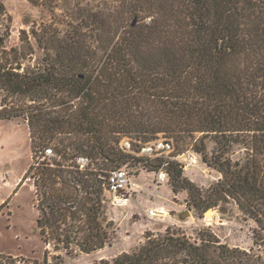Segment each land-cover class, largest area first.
<instances>
[{
  "label": "trees",
  "instance_id": "16d2710c",
  "mask_svg": "<svg viewBox=\"0 0 264 264\" xmlns=\"http://www.w3.org/2000/svg\"><path fill=\"white\" fill-rule=\"evenodd\" d=\"M43 1L54 9L59 2ZM73 1L63 36L32 30L44 55L27 68L18 50H5L11 31L0 2V121L27 124L34 160L53 144L59 157L33 162L23 179L35 185L43 241L84 254L105 249L114 225L106 178L128 164L164 167L199 218L235 204L264 236V0H101L98 10ZM160 137L175 148L199 142L193 152L221 178L204 190L179 162L136 155ZM124 138L133 152L121 148ZM79 156L95 167L80 171ZM145 239L96 264H264L261 253L231 248L211 227L194 239L171 227Z\"/></svg>",
  "mask_w": 264,
  "mask_h": 264
},
{
  "label": "rangeland",
  "instance_id": "374dc122",
  "mask_svg": "<svg viewBox=\"0 0 264 264\" xmlns=\"http://www.w3.org/2000/svg\"><path fill=\"white\" fill-rule=\"evenodd\" d=\"M0 2L7 11V19L2 22L5 24L4 20H9L11 31L4 43L5 50H18L22 55L23 67H37L44 52L32 30L41 36L44 27L59 29L63 36L69 29V19L64 10L74 5V1L59 0L55 9L45 6L43 0ZM88 2L94 6V10H98L101 0H87L86 3ZM0 33L4 34V29ZM26 37L28 41H22L21 38ZM196 144H199L196 140L190 144L182 142L176 146L175 154L195 151ZM207 144L209 153L214 149V143L208 140ZM49 147L55 150L54 144ZM239 157H243V153L237 149L235 158ZM55 158L59 159L58 156ZM33 162L35 160L27 124L18 120L0 121V202L5 200L0 204V264H19L20 261L24 264H96L102 260L112 262L118 255L130 253L144 244L147 233L163 234L169 227L184 232L193 239L200 229L211 227L220 240L231 248L246 251L254 249L264 256L263 234L259 232L257 224L245 217L235 204L227 205L223 212L211 209V218L205 215L199 218L189 205L186 191L175 195L171 184L166 183L153 196L150 192L155 174L143 170H140L137 181L144 191L136 194L129 205L117 208L106 202L107 218L114 225L109 231L110 241L105 249L84 254L75 245L67 250L54 241L46 244L36 226L38 211L35 207L34 183L30 180L23 181ZM128 166L137 170L132 165ZM183 175L204 190L221 178L220 173L208 167L200 157L199 164L188 167ZM10 183L14 185L11 187ZM9 194L12 195L10 198ZM13 194L16 195L13 197ZM158 207H163L168 215L163 218L147 217L149 208Z\"/></svg>",
  "mask_w": 264,
  "mask_h": 264
},
{
  "label": "built area",
  "instance_id": "2783aa9c",
  "mask_svg": "<svg viewBox=\"0 0 264 264\" xmlns=\"http://www.w3.org/2000/svg\"><path fill=\"white\" fill-rule=\"evenodd\" d=\"M121 148L126 152H133V145L129 138L122 139ZM136 155L138 157H148L150 159L164 158L166 160L177 161L185 170L188 169V167H193L199 164V156L195 152L189 150L182 154L175 155L174 143L163 137H160L158 140H155L150 144L144 145ZM55 157L57 156L53 148L48 147L37 153L35 163H40L38 160H46L49 162L52 159H55ZM75 164L80 171L95 167L92 159L88 156L77 157L75 159ZM140 170L142 169L137 168V170H132L128 167H123L112 170L108 173L106 178V193L110 200V204L113 207L120 208L129 205L131 200L135 198L136 194L144 191V188L137 181ZM152 174H155V180L150 193L154 196L157 195L163 184H169V175L164 167ZM27 180L31 181L30 178ZM146 213L147 217L150 218H163L168 215L163 207L149 208Z\"/></svg>",
  "mask_w": 264,
  "mask_h": 264
},
{
  "label": "crops",
  "instance_id": "0c3cea01",
  "mask_svg": "<svg viewBox=\"0 0 264 264\" xmlns=\"http://www.w3.org/2000/svg\"><path fill=\"white\" fill-rule=\"evenodd\" d=\"M10 184H11V183H10ZM13 185H14V184H11V187H12ZM15 195H16V194H13V197H14ZM11 196H12V195H11V194H9V196H8V197L10 198ZM4 201H5V200H2V201L0 202V204H3V203H4ZM6 202H7V201H6ZM35 207H36V205H35ZM36 226H37V220H36ZM37 228H38V227H37ZM19 264H24V263L20 261V263H19Z\"/></svg>",
  "mask_w": 264,
  "mask_h": 264
},
{
  "label": "water",
  "instance_id": "95a60500",
  "mask_svg": "<svg viewBox=\"0 0 264 264\" xmlns=\"http://www.w3.org/2000/svg\"><path fill=\"white\" fill-rule=\"evenodd\" d=\"M211 212V210H208L206 213H205V216L208 217V214Z\"/></svg>",
  "mask_w": 264,
  "mask_h": 264
},
{
  "label": "bare ground",
  "instance_id": "6f19581e",
  "mask_svg": "<svg viewBox=\"0 0 264 264\" xmlns=\"http://www.w3.org/2000/svg\"><path fill=\"white\" fill-rule=\"evenodd\" d=\"M208 217H209V218L212 217V211L208 214Z\"/></svg>",
  "mask_w": 264,
  "mask_h": 264
}]
</instances>
